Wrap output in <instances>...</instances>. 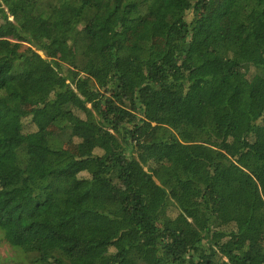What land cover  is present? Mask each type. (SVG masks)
Returning a JSON list of instances; mask_svg holds the SVG:
<instances>
[{
  "label": "trees",
  "instance_id": "16d2710c",
  "mask_svg": "<svg viewBox=\"0 0 264 264\" xmlns=\"http://www.w3.org/2000/svg\"><path fill=\"white\" fill-rule=\"evenodd\" d=\"M0 235V264H264V0H0Z\"/></svg>",
  "mask_w": 264,
  "mask_h": 264
},
{
  "label": "rangeland",
  "instance_id": "374dc122",
  "mask_svg": "<svg viewBox=\"0 0 264 264\" xmlns=\"http://www.w3.org/2000/svg\"><path fill=\"white\" fill-rule=\"evenodd\" d=\"M65 148L77 155H84L90 152V148L86 145L75 141V139H72L70 141H67L65 144ZM13 252L11 250V247L7 244L6 241L3 240V237L0 235V255L3 256H12Z\"/></svg>",
  "mask_w": 264,
  "mask_h": 264
}]
</instances>
